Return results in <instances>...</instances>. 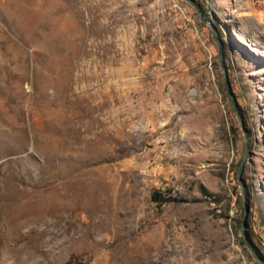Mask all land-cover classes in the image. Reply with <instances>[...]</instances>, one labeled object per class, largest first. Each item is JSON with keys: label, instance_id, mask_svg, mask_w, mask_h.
<instances>
[{"label": "rangeland", "instance_id": "rangeland-1", "mask_svg": "<svg viewBox=\"0 0 264 264\" xmlns=\"http://www.w3.org/2000/svg\"><path fill=\"white\" fill-rule=\"evenodd\" d=\"M195 2L0 0V264H264V0Z\"/></svg>", "mask_w": 264, "mask_h": 264}, {"label": "water", "instance_id": "water-1", "mask_svg": "<svg viewBox=\"0 0 264 264\" xmlns=\"http://www.w3.org/2000/svg\"><path fill=\"white\" fill-rule=\"evenodd\" d=\"M187 1L190 5H192L198 12V15H199V18L201 21H203L205 24L211 26L213 29V25L210 21H208L202 14L201 12V9L200 7L197 5V3L195 2V0H185ZM219 52H220V57L221 59L222 58V55H221V47H219ZM232 103L234 105V108H235V111L236 113H238V109H237V106L235 105V103L233 102V99H232ZM244 170H245V159H243V161L241 162L240 164V167H239V173H238V180H239V184H240V187H241V190H242V195H243V198H244V202H245V197H244V186H243V174H244ZM248 212H249V209L247 208V206L245 205V219H244V223H243V228H242V233H243V240H244V243L245 245L250 249V251L256 255V252L254 250V248L251 246V244H249L248 240H247V237L245 236V228H246V225H247V215H248Z\"/></svg>", "mask_w": 264, "mask_h": 264}, {"label": "trees", "instance_id": "trees-1", "mask_svg": "<svg viewBox=\"0 0 264 264\" xmlns=\"http://www.w3.org/2000/svg\"><path fill=\"white\" fill-rule=\"evenodd\" d=\"M153 200L159 203H167V202H174L176 199L172 197H164L159 192L153 193ZM242 245H244V242H242Z\"/></svg>", "mask_w": 264, "mask_h": 264}]
</instances>
